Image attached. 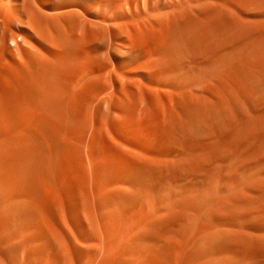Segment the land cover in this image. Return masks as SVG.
I'll return each instance as SVG.
<instances>
[{"label": "bare ground", "instance_id": "1", "mask_svg": "<svg viewBox=\"0 0 264 264\" xmlns=\"http://www.w3.org/2000/svg\"><path fill=\"white\" fill-rule=\"evenodd\" d=\"M0 264H264V0H0Z\"/></svg>", "mask_w": 264, "mask_h": 264}]
</instances>
